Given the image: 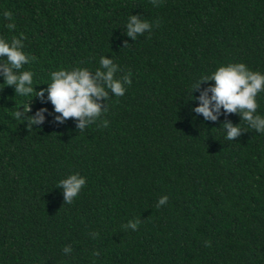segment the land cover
Segmentation results:
<instances>
[{"label":"trees","instance_id":"trees-1","mask_svg":"<svg viewBox=\"0 0 264 264\" xmlns=\"http://www.w3.org/2000/svg\"><path fill=\"white\" fill-rule=\"evenodd\" d=\"M131 15L152 25L136 41ZM21 34L36 91L101 57L132 84L82 131L0 75V264H264V133L193 111L214 81L191 93L220 66L264 74V0H0V38ZM256 100L264 117V91ZM30 101L28 115L48 110L32 128L13 115ZM225 122L244 133L227 140ZM77 173L86 184L65 204L57 185Z\"/></svg>","mask_w":264,"mask_h":264},{"label":"clouds","instance_id":"clouds-1","mask_svg":"<svg viewBox=\"0 0 264 264\" xmlns=\"http://www.w3.org/2000/svg\"><path fill=\"white\" fill-rule=\"evenodd\" d=\"M153 6H159V0H150ZM5 19L11 21L13 13L5 11ZM159 26V21L156 22ZM6 27L9 30L15 29L14 23H8ZM152 25L141 19L140 16L131 15L126 24V35L136 41L138 35H143L146 31H151ZM25 37L21 34L20 38L12 37L11 41L0 38V75L3 76L4 84L15 89L16 95L28 96L35 92V98L44 101L45 94L47 100L54 106L57 122L63 123L68 119L77 120L78 127L82 131L89 125L95 123L102 114L107 112V104L101 103L110 99V93L116 97L125 95V85H131V72L117 78L116 74L121 71L119 65L106 57L100 58V68L95 72L84 67H74L71 70L61 69L51 73V83L46 89L36 91L33 85V73L23 70L24 65L28 64L30 59L23 51L24 44L22 40ZM128 47L125 42V48ZM214 81V85L204 90L199 96L200 106L193 109L197 114H202L207 121H217L221 115V109L226 114H237L242 122H247L249 127L259 133H264V117L257 115L258 93L264 91V74L250 70L244 63H232L226 66H220L211 75L201 77L193 85V91L200 89L201 84ZM211 93V96H209ZM192 96V95H191ZM192 100H196L192 96ZM32 111L31 101L23 107V112L19 110L14 112L16 120L22 117L26 120L28 128L33 125L44 122V113L48 110L42 108L36 112L35 116L28 113ZM103 127H107L105 122ZM222 128L226 132V139L236 140L244 133L240 125L234 126L231 122H225ZM86 184V179L78 173L60 180L57 188H63L65 204H71L82 188ZM168 202L167 196H162L157 203V207H162ZM140 220L129 221L123 227L125 229L138 230ZM94 236L98 233L93 234ZM65 254L72 252L71 246L63 249ZM94 255H99L98 252Z\"/></svg>","mask_w":264,"mask_h":264}]
</instances>
